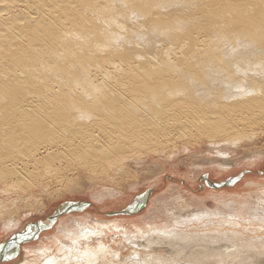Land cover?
Instances as JSON below:
<instances>
[{
    "label": "bare ground",
    "instance_id": "6f19581e",
    "mask_svg": "<svg viewBox=\"0 0 264 264\" xmlns=\"http://www.w3.org/2000/svg\"><path fill=\"white\" fill-rule=\"evenodd\" d=\"M256 128L264 129V0H0V183L4 189L7 180L28 179L22 184L33 187L43 171L35 189L48 196L55 188L48 180L61 184L55 163L72 167L75 175L100 170L103 182L118 185L123 165L140 158L137 148L150 150L177 140L214 144L231 139L229 145L236 147L255 143ZM263 152H255L252 159ZM68 182L52 194L59 198L79 190V184ZM139 196L124 208L136 209ZM190 196L193 205L200 202ZM6 200H0V230L14 225L22 211L15 199ZM240 202L227 200L219 207L258 226H241L221 217L209 220L217 226L214 234L184 236L191 223L206 215L195 208L192 217L188 211L183 219L180 214L179 219L168 216L166 224L175 225L182 234L175 246L155 245L147 237L153 231L165 232L154 226L152 216L134 218L136 224L123 226L141 211L126 217L104 213L125 219L113 218L107 223L109 229L100 225L104 220L59 215L53 224L59 220L71 224L70 229L59 226L69 241L60 243L62 257L44 246L42 254L23 264H264V235H259L264 233V191L251 204ZM66 215L71 216L61 219ZM48 223L39 222L20 234L26 224L17 232V240L0 248V257H12L18 240L37 238ZM95 225L103 231L100 238ZM224 227L235 231L224 233ZM143 237L146 241L136 243ZM193 249L212 261H194ZM156 250L168 256L153 253Z\"/></svg>",
    "mask_w": 264,
    "mask_h": 264
},
{
    "label": "rangeland",
    "instance_id": "374dc122",
    "mask_svg": "<svg viewBox=\"0 0 264 264\" xmlns=\"http://www.w3.org/2000/svg\"><path fill=\"white\" fill-rule=\"evenodd\" d=\"M254 133L258 134V137H256L254 140V142L257 143V145L253 142L252 143L244 142L246 145L244 143H238V145L235 147V145H229L232 139L229 141V143L228 142L226 143V141L224 140H222L223 142L218 140L220 142L215 141L214 144L208 141L200 142L199 140L197 141L177 140L175 142H172V144H169V145L153 146L151 147L150 150L140 149V148H146V147L137 148L135 151L140 152V153L137 152V154L140 155V158L139 159L137 158L136 159L137 161L134 159L135 161L133 160V163H130L131 161L128 159V162L125 165H123V168H124L123 172H128V174L129 173L130 174L128 175L126 173L124 175L125 176L127 175V176L122 177L124 176L122 175L123 172L120 173L119 175H121L120 177L121 181L117 183L118 185H111V184H107L103 182L101 180L100 170L90 169L86 172L84 170H81L79 173L77 172L75 175V170L72 167H67L66 169L65 167H62V166L58 167V165L60 164L55 163V167L57 166V168L60 169L61 175H58L57 180H59L60 181L59 183L61 184H59L60 185L59 187L58 183L57 185L54 184L55 180H48V181L53 182L52 185H55V188L54 186H52L53 191L58 188L64 187L67 184L66 182H68V180H66L68 178L70 179L68 182V185H76V184L78 185L79 184L78 191L70 193V194L69 193L64 194L63 196L59 195L61 196L59 198L57 194H54V195L52 194L53 192L52 190L47 196V194L40 195V193H38V189H35V185L38 184L36 182L38 181V179L41 180L43 171L42 172L39 171L41 176L36 174L40 178L36 176V182L34 181L35 184L33 185L34 189H32L33 188L31 187L32 185L27 186L28 187L27 188L25 187L26 185L22 184L23 182L24 183L28 182V179L27 181L25 180L23 182L21 180L19 183H15L12 180H7L8 181L7 184L9 185L7 189H4L0 183V200H3V199L6 200L7 198L8 199L6 201L10 199L12 201L16 200L15 201L16 205L18 204L16 207L20 208L19 212L20 210H22L17 216L18 219L16 218L15 220L17 223L15 222L14 225L6 224L7 226L4 225L3 229L0 230V243L10 238L13 234L19 232L26 224L30 222H35L37 220L46 221L47 217L54 214L58 210V208L64 202H67V201H86V202L91 203V205L88 206L83 213H79V212L70 213L72 215L73 220L77 219L78 217L84 218V216L86 217L88 221L89 220L95 221V219L98 220L99 222L97 223H100L101 220L102 221L104 220L103 222L101 221L102 223H100V225L103 228V224H104L105 228L106 227L108 228L109 226L108 224H110L112 220H115L113 218H116V219L121 218L122 220H125V219H123L120 216L107 217L104 215V213L122 210L127 205L133 203V200H135L137 196L142 195L147 189L152 190L149 196V200L151 202L148 201L146 205L147 207L141 210V214L136 217L132 216V218L128 219L129 221L127 220L128 221L127 224L123 223V226L125 225V226L130 227L129 226L130 223H133V224L135 223L134 218L135 219L136 218L138 219L141 217L148 218V216L149 217L152 216V219L154 220V223H155L154 226L158 229L165 231V232H162V231L154 232L153 231L151 233L146 234L148 235L147 237L151 240V242L155 243V245L159 244V245H174L175 246L177 237L182 235L179 229L175 227V225L166 224L169 219L168 216L170 217L171 215L174 217L177 216L178 219L182 216V219H183L184 218L183 215H185L186 217L189 214L192 217L195 214V212L197 213V209L200 210V208L202 212L205 210L204 212L206 215L201 216L199 219L195 220L194 223H191L189 228L190 227L192 228L186 229L185 230L186 232L184 231L182 232L184 236L199 235L201 238H204L206 236L208 237L209 235L214 234L217 230L216 229L217 226H214L215 224L213 225L209 224V220H211L212 222L219 221L218 219H221V217H223L225 220L231 219L234 222H238L241 226H245V225L258 226L259 224L256 222H249V223L242 222L243 220L248 219L242 214H238L229 209L219 207L220 206L219 203L221 202L223 203L224 201H227V200H235V201L238 200V201H241L240 203H243V204L246 203L245 205H248L250 201V204H251L253 201V197L254 199H256V195L264 191L263 190L264 189V152L261 153V157L259 158L254 157L256 159L254 160L252 159L253 155H256L255 152L264 151V136H263L264 129L261 130L259 128H256ZM236 138L237 137H235V139ZM248 143H250L251 145L250 144L247 145ZM210 144L212 145L210 146ZM252 145H253V148H252ZM255 145L257 146V149L260 148L258 151H256L255 149L256 147H254ZM249 146H251L250 149H249ZM245 148L248 149L249 151L246 150ZM246 151L248 153H246ZM243 152L245 154H242ZM249 152L251 153L249 154ZM240 155L243 157H241ZM244 158H247V159L245 160ZM215 161H218L219 163H214ZM226 162H231L233 164L225 168L220 167V164H223ZM42 166L40 167L42 170L48 167L46 166L42 168ZM243 171H246V173L242 177L243 179H241L239 182L236 183V185L232 187L221 188L222 190L206 187L204 184V181L201 178L203 175H207V177H209L208 179L211 181L222 182L230 177L236 176L237 174ZM64 177L66 181L64 180ZM61 178H63V180ZM86 178H88L89 180H92L93 182L92 183L88 182ZM19 184H22V186ZM17 185L20 186V189ZM199 185H202V187H200ZM1 190H2V193L4 194L1 193ZM5 190H8V192H11V193H7V191ZM205 191L208 193H206ZM210 194L212 195L214 194L215 200L212 198ZM246 194L247 195L249 194V195L247 196ZM190 195H194L195 197H198L197 200H199L200 198L199 200L200 202H198V204L196 203L195 205H193L191 202L192 200L188 199V198L193 197ZM240 195H243L242 197H245V198H242ZM17 199L19 202L17 201ZM183 199L186 201L184 202ZM183 202L185 203V205ZM40 204L43 206L42 208ZM186 204L187 205L189 204V206L192 205V209ZM195 208L197 209L193 210ZM175 211H177V214ZM185 211H188L187 212L188 214ZM167 212L171 214L169 215L167 214ZM243 214L247 215L246 212ZM71 215H66L62 217L61 219L71 216ZM99 218H102V219H99ZM59 226H61V228L69 227L70 229L71 224L67 221L59 220L50 229L42 231L38 235V238L36 240L23 245L21 248L20 254L15 259L7 261V262H3L1 264H23L28 261L30 262L32 261L30 259H35V254L40 255L38 252L42 254L46 248H49L47 251L52 255L54 254L55 257L57 256L62 257V255L61 256L58 255L59 254L58 251H60V248H61L60 243H64V244L66 243L68 245L69 241L66 240L65 238L66 231H64V233L62 234L61 231H59L61 229ZM4 227L5 228L7 227V228L5 229ZM95 228L99 230L98 225H95ZM131 230L134 231V228L132 229L131 227ZM170 230H173V231H170ZM222 230H223L222 232L224 233H227V232L230 233V232L235 231V229H233L232 227L231 228L224 227V229ZM100 233H103V231L102 230L97 231L96 236L98 238L101 237ZM247 235H250V234H247ZM259 235H264V233H260ZM250 236H257V234L250 235ZM106 237L109 240L105 241V243L109 246V244H111L109 242H112L110 240L111 236L107 235ZM247 238H251V237H247ZM120 239H123V237H121ZM144 241H146L145 237L136 239V243H140ZM58 243L60 244V246ZM193 245L195 246L196 243L192 244V246ZM44 246H46V248ZM26 248L29 250L25 251ZM50 248L51 249L54 248L55 250L53 249L51 251ZM33 251L34 252L37 251V252L34 253ZM158 251L159 250H156L153 253H160V254L162 253L161 254L162 257L168 256V254L167 256L163 255L165 253H163L162 250H160L161 252H158ZM188 251L186 250V252ZM123 253L124 254H122V256L124 257L128 255L126 250L125 251L123 250ZM176 253H179V252H176ZM245 253L250 254L248 251H245ZM191 254L195 255L193 260L195 261L198 259L197 260L198 263L212 261V260L206 261L207 258L202 257V255L200 256V254H198L197 256V252L195 249L191 251Z\"/></svg>",
    "mask_w": 264,
    "mask_h": 264
},
{
    "label": "water",
    "instance_id": "95a60500",
    "mask_svg": "<svg viewBox=\"0 0 264 264\" xmlns=\"http://www.w3.org/2000/svg\"><path fill=\"white\" fill-rule=\"evenodd\" d=\"M246 173V171H243L241 173H239L236 178H229L227 180H224L222 182H219V183H214V182H210L208 181V177L207 175H204L203 176V179L204 181L206 182V184H211V187L213 189H220V188H224V187H227V186H231L233 184H230L231 182H236L239 178L243 177V175ZM201 187V186H200ZM152 190L151 189H147L141 196H139L140 200H139V205L137 206L136 209H133L132 207H127V208H124L120 211H115V212H112L111 215H128L130 213H133V212H139L141 211L142 209H144L147 205V201L149 199V196L151 194ZM91 203L90 202H86V201H67V202H64L59 208L58 210L52 214L51 216L47 217L46 220H49V223L47 225H45V227L43 228L42 231L44 230H48L52 227V225H54V221H56V218L57 216L59 215H64V214H68V213H72V212H77L79 211V209H86L88 206H90ZM39 222L41 223H44V221L42 220H37L35 222H30L28 223L24 230H22L21 232H19L20 234L23 233V232H27L29 229H31V226L35 227V224H38ZM19 233H16L14 235H12L10 238H8L7 240L3 241L0 243V248L3 247L4 244H9V243H12L14 240H17L16 237H19ZM38 238V237H37ZM37 238H34V239H30V240H27V241H19L17 243H19V245L17 244V249H16V252L13 254L12 257H4L2 258L3 256L0 257V264L3 263V262H7V261H10V260H13L17 257V255L19 254V250L21 249V246L23 244H26V243H29L30 241H34L36 240Z\"/></svg>",
    "mask_w": 264,
    "mask_h": 264
}]
</instances>
